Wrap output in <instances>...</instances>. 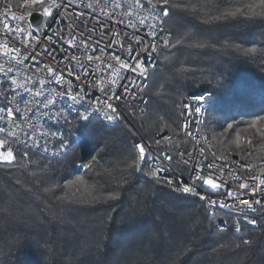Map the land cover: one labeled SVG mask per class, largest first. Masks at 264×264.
<instances>
[{
    "label": "trees",
    "instance_id": "1",
    "mask_svg": "<svg viewBox=\"0 0 264 264\" xmlns=\"http://www.w3.org/2000/svg\"><path fill=\"white\" fill-rule=\"evenodd\" d=\"M141 1L167 11L172 35L147 113L127 110L111 127L74 117L71 145L56 158L9 141L16 160L0 163V264H264V209L256 228L236 234L223 214L229 229L219 230L199 198L157 182L147 162L133 164L143 140L170 133L176 149L187 145L183 103L198 93L210 94L203 130L217 154L264 160V16L216 19L252 0ZM36 10L0 0V11L24 19Z\"/></svg>",
    "mask_w": 264,
    "mask_h": 264
},
{
    "label": "built area",
    "instance_id": "2",
    "mask_svg": "<svg viewBox=\"0 0 264 264\" xmlns=\"http://www.w3.org/2000/svg\"><path fill=\"white\" fill-rule=\"evenodd\" d=\"M59 2L62 4V8L53 10V16L56 17L55 21L50 17L43 16L38 32L39 38H37V34H34L29 36L24 42H21L22 37L31 31L30 16L23 21H16L12 20L11 17H19L21 14L17 12L7 14L0 11V44L6 43L13 47H19L21 55L28 56V60L24 62L25 64H30L26 74L38 79H44L46 88L51 86L55 87L58 92L64 91L69 87L68 82L72 81L71 88L73 93L79 87L87 92L86 101H91L95 97L97 103L94 105L82 103L81 113L84 112L85 108H88L89 111L93 107L100 108L99 113H93L91 120L106 119L105 114H108L113 116L112 120H117L118 122L121 119H127V110L136 111L140 114L147 113L149 105L147 90L151 75L157 69L161 52L168 49L172 41V35L165 27L166 16L161 15L157 21H152V17L149 14L151 8L146 6L141 0L140 4L143 7H133L131 9L133 12L131 18L126 16L109 18L99 15V8L89 10L84 7L88 3L93 5L103 4L105 0H71L70 3L68 0H59ZM112 2L115 3V0H112ZM29 3L38 5L33 2ZM120 3L123 5V9H127L128 4L135 5L136 0H120ZM111 11V9H105V12ZM34 12L40 13L42 9L39 7V10ZM155 12L160 13L156 10ZM145 17L148 18L150 23H156V29L148 28V31H155V52L152 51L151 43H147L146 51L141 50L145 45L143 38L148 36V31L144 30L148 25H140L138 18ZM5 18L10 26L19 24L25 29V32L16 33L14 36L6 33L4 31ZM129 19L136 24V27L128 26L127 21ZM121 20L124 21L123 24L120 22ZM161 32L167 37V45L160 40ZM113 33H118L119 35L114 36ZM137 35L141 37L139 44L135 39ZM73 36L76 42L70 45L68 40ZM81 41H83V47L80 46ZM97 48H104L101 62L109 61L113 68H119L116 60L109 57V53L113 50L123 60L127 61L130 59L131 65L137 64L138 61L142 62L143 75H141L139 69L135 73L127 69H120L116 84H109L108 81L112 79L110 70H104L101 62L95 60L89 62L86 59L85 52L87 55H98ZM129 48L131 52H129ZM73 56L76 59H73ZM33 58L35 59L33 60ZM3 62L4 57L0 56V63ZM89 63L93 66L100 63L101 70L93 74L92 68L89 67L87 68L88 75H83L85 67ZM48 67H51L58 75L63 77L60 84L53 82L49 85L47 83L52 75L47 72ZM69 72H71V75H69ZM101 72H103L102 76ZM97 77H101L104 83H100ZM130 82L132 86H129ZM3 87L4 85L0 84V89ZM101 88L104 91H101ZM108 97L111 98L109 99ZM200 98L202 97H195L194 94L189 96L183 103L181 134L187 143L185 147L176 149L178 142L175 141L170 133L158 135L154 143L143 140L138 144L145 146V160L148 163L151 176L153 172L157 173L156 177L152 176L157 182L165 183L177 194L192 195L199 198L195 193H202L206 199H199L204 203L209 213L218 218V229L222 231L229 229L228 220L222 216L226 214L232 219L233 230L239 231L240 234L245 225L258 226L259 224L260 211L264 209V185H259L258 180H254L252 177H264V163L252 164V160L247 159V164H238V169H228L226 158H214L213 155L203 154L199 150L197 139H190L189 137L190 123H196V114H189V104H197L198 113ZM63 103L57 98V102L53 107H59ZM109 103L116 109L115 113L106 107V104ZM0 115L3 114L0 113ZM20 119V115L15 116V121ZM28 119L33 124H41L39 129L30 128L27 124L21 125L22 129L39 140V147L33 146L34 140L32 139L27 140V146H25L24 137H21L20 142L14 143L23 148L40 150L44 155L51 158L58 157V152H65L70 147V138L65 133V125L71 118H68L67 121L61 118L59 123L47 120V118H41V120L37 121L33 113L29 112ZM53 129H58L61 136L56 138L48 136L45 138L40 135L41 132H50ZM163 137H167V139H162ZM3 138V134H0V139ZM61 138L64 145L63 148L60 147ZM157 140H160V143H157ZM45 144L48 148L47 152L43 151ZM166 156H171L172 159L168 160ZM156 161L158 163H154ZM235 161L237 162V160ZM208 163H212L214 168L208 169ZM197 167L201 169V175L213 173L214 179L222 185L221 188L210 190L207 187H202L201 181L197 180L193 175ZM158 169H165V171H158ZM242 182H247L250 187L239 188V184ZM185 185H189L194 191L187 194L184 193L183 187ZM252 186L256 187L254 194L251 190ZM228 192L233 193V195H227ZM210 200H216L217 204L212 205L209 202ZM254 200H260L261 203L254 204ZM221 203L232 205V207L222 208L219 206ZM249 205H251V209ZM241 209L244 211H240ZM253 220L255 223L249 222Z\"/></svg>",
    "mask_w": 264,
    "mask_h": 264
},
{
    "label": "snow or ice",
    "instance_id": "3",
    "mask_svg": "<svg viewBox=\"0 0 264 264\" xmlns=\"http://www.w3.org/2000/svg\"><path fill=\"white\" fill-rule=\"evenodd\" d=\"M33 2L39 5V7L42 9V12L36 13L39 15H42L44 17H50L54 21L56 17L53 16V10L54 9H60L62 8V4L59 2V0H25V3ZM70 3L71 0H68ZM151 0H149V3ZM168 0H164V3H167ZM79 7V5H77ZM89 10H94L95 8L100 9L99 15L101 16H107L109 18H119L121 16H126L131 18L133 16L132 8H142L143 5L140 4V0H136V4H128L127 9H123V5L120 3V0H115V3L112 2V0H105L103 4H97L93 5L92 3H88L84 5ZM105 9H111V12H105ZM123 9V10H122ZM245 15V16H264V0H252L251 3L245 5L242 9H236L232 12H226L221 17H216V19H222L227 18L228 16H235L237 14ZM149 14L152 17V21H157L161 15L166 16L167 11L161 10V13L155 12V6H152V8L149 10ZM35 15L33 13H29V16ZM12 20L16 21H23L24 16L21 15L19 17L12 16ZM122 24L124 23L123 20L120 21ZM138 23L140 25L147 24L148 27L145 28V31H148V28L156 29V23H150L148 18H138ZM127 24L129 27H136V24L132 22L131 19L127 21ZM31 31L27 32L25 36L22 37V41L24 42L27 40L29 36H32L34 34H37L40 30V25L31 24ZM4 31L6 33L11 34V36H14L16 33H22L25 32V29L19 25H9L8 20L4 19ZM114 36L119 35L118 33H113ZM137 43L139 44L141 41V37L137 35L135 37ZM145 40V45L141 48L142 51H146L147 43H151L152 51H156V43L155 41V31H148V36L143 38ZM160 40L162 43L167 45L168 40L167 37L163 35L161 32ZM75 37L73 36L71 39L68 40V44L75 43ZM80 46L83 47V41L80 42ZM0 56L4 57V62L0 63V84H3L4 87L0 89V100L4 102L3 106H0V113L3 115H0V134H3L4 138L0 139V163L4 165H11L16 160V155L14 153L13 148L11 147L9 141L12 142H20L21 137H24V143L25 146H27V140L32 139L34 140V147H39V140L35 137L31 136L28 132H26L24 129L21 128L22 124H27L30 128L39 129L41 128L40 123L33 124L28 119V113L32 112L35 116L36 120L39 121L41 118H47V120H51L55 123H59L60 119L63 118L64 120H68V116L70 114V110L73 108L74 105H80L82 103H89L91 105H94L97 103L95 97L91 101H86L87 92L83 88H77L76 92L73 93L71 88L72 81H69V87L65 89L64 91H57L55 87H45L46 81L44 79H38L37 77L27 75V70L30 67V64H25L24 62L28 60L27 55H21V51L19 47H13L8 44H0ZM248 51L255 52L256 49L252 48ZM98 55H86L87 61L91 62L93 60L101 62V56L104 54V48H97ZM129 52H131V49L129 48ZM110 58H114L116 62L119 65V68H113V65L109 61H103V69L104 70H110V75L112 79L108 81L109 84L115 85L116 79L119 76V70L120 69H127L128 71L135 73L137 69L140 70L141 75H143V66L142 62L138 61L137 64L131 65L130 59L125 61L121 58V56L116 53L114 50L109 53ZM35 58H33L34 60ZM63 59V57H61ZM73 59H76L75 56H73ZM131 65V66H130ZM92 68L93 74H95L98 70H101V64L98 63L95 66H93L91 63L85 67V71L83 75L87 76L88 71L87 68ZM47 72L52 74L51 78L47 81L49 85H51L53 82L56 84H60L61 80L63 79L62 76L58 75L57 72L52 69L51 67L47 68ZM24 73V75H22ZM69 75H71V72H69ZM103 75V72H101V76ZM97 80L100 83H104L103 79L101 77H97ZM131 85V82L129 84ZM101 91H104L103 88L100 89ZM83 93V95H81ZM19 98V99H18ZM57 98H59L60 101L64 102L59 107H53V105L56 104ZM109 99L111 97H108ZM119 98V97H117ZM106 107L113 113L116 112V109L109 103L106 104ZM15 110V111H13ZM47 110V111H44ZM100 108L93 107L91 111H89L88 108L84 109V112L79 115V119L83 120L85 122H91V118L93 113H99ZM20 115L21 119L19 121H15V116ZM105 118L109 121L113 119L112 115L105 114ZM259 119H264V117H259ZM41 136H44L47 138L48 136H51L53 138L60 137L61 133L58 129H53L50 132H41ZM162 139H167V137H163ZM157 143H160V140H157ZM60 147L63 148V141L61 138V144ZM136 149L138 150L139 157L138 160H133V164L139 168L140 162H143L145 160V146L142 144H137ZM44 152L48 151L47 145L45 144L43 148ZM26 155V153H25ZM168 160H171V156H166ZM158 163V161L154 162ZM208 169H213L214 165L212 163H208L207 165ZM158 171H165V169H158ZM157 173L153 172L152 176L156 177ZM195 178L199 181H201L202 187H207L210 190H218L221 188V184L217 182L214 179V174L209 173L208 175H201V169L197 167L195 172L193 173ZM254 180H258L259 185H264V177H252ZM183 183V182H182ZM250 185L247 182H242L239 184V188L244 189L248 188ZM251 190L253 194L256 191V187L252 186ZM194 190L189 186L185 185L183 187L184 193L193 192ZM89 194H91L89 190ZM199 196L201 200L206 199V197L202 193H195ZM227 195L232 196L233 193L228 192ZM212 205H216V200H210L209 201ZM246 203V201H245ZM254 204H260V200H254ZM220 207H232V205H227L224 203H221L219 205ZM249 208L251 209V205H249ZM240 211H244L241 209ZM250 223H255V221H249Z\"/></svg>",
    "mask_w": 264,
    "mask_h": 264
},
{
    "label": "bare ground",
    "instance_id": "4",
    "mask_svg": "<svg viewBox=\"0 0 264 264\" xmlns=\"http://www.w3.org/2000/svg\"><path fill=\"white\" fill-rule=\"evenodd\" d=\"M206 96V97H203ZM209 93H201L195 95V97H202L199 101V109L197 113V104H189V114H196V123H190L189 137L190 139H197V143H199V150L202 151L203 154L213 155L214 158H226V166L228 169H238V164H247V159H240L232 156H219L214 149L212 142L210 141L208 134L203 130V125L205 123V119L207 116V110L209 107L208 97ZM4 105V102L1 100V106ZM82 111V104L74 105L70 110V114L68 118L79 117ZM101 122L108 126H113L117 123V120H107V119H99ZM200 131V132H199ZM63 152H58V157L62 155ZM237 160V162L235 161ZM264 163V160L259 162L252 161V164H261ZM248 228H256L254 225H246ZM236 234H239V231H234Z\"/></svg>",
    "mask_w": 264,
    "mask_h": 264
},
{
    "label": "water",
    "instance_id": "5",
    "mask_svg": "<svg viewBox=\"0 0 264 264\" xmlns=\"http://www.w3.org/2000/svg\"><path fill=\"white\" fill-rule=\"evenodd\" d=\"M33 14L35 15H32L29 17V21L31 24H35V25H40L42 20H43V16L42 15H39V14H36V13H39V12H32ZM145 165V160L143 162H140V170L144 167Z\"/></svg>",
    "mask_w": 264,
    "mask_h": 264
},
{
    "label": "rangeland",
    "instance_id": "6",
    "mask_svg": "<svg viewBox=\"0 0 264 264\" xmlns=\"http://www.w3.org/2000/svg\"><path fill=\"white\" fill-rule=\"evenodd\" d=\"M26 4H30L31 5V3H26ZM167 16V15H166ZM203 92V91H202ZM251 139H249V141H250ZM92 160H93V157H91V158H89V159H86L80 166H81V168L83 169V170H85L86 168H88L89 166H90V164H91V162H92ZM145 163H146V160H145ZM86 164H87V166H86ZM148 164V163H147ZM85 166V167H84Z\"/></svg>",
    "mask_w": 264,
    "mask_h": 264
}]
</instances>
